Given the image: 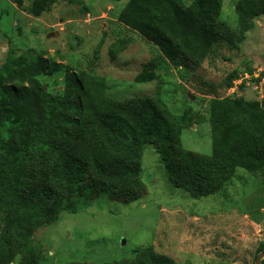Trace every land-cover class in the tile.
Returning <instances> with one entry per match:
<instances>
[{
  "label": "rangeland",
  "instance_id": "obj_1",
  "mask_svg": "<svg viewBox=\"0 0 264 264\" xmlns=\"http://www.w3.org/2000/svg\"><path fill=\"white\" fill-rule=\"evenodd\" d=\"M39 1L0 0V67L9 54H30L49 65L96 73L111 98H149L175 119L187 115L190 123L180 131L181 143L207 155L212 154L211 100H264V14L253 19L238 45L216 41L199 64L178 65L120 20L130 0H54L50 8L34 12ZM175 1L187 7L193 0ZM238 1L222 0L219 19L232 30L238 28ZM149 63L156 64L153 79L139 81ZM40 79L54 92L66 86L64 74ZM146 126L149 135H159L157 124ZM140 172V198L77 197L68 200L77 205L76 212L62 210L56 222L36 229L41 264H145L159 255L173 264H255L264 239L262 172L238 168L221 189L195 197L171 183L150 140L141 152ZM5 222L0 211V234ZM21 258L16 255L11 264H21Z\"/></svg>",
  "mask_w": 264,
  "mask_h": 264
},
{
  "label": "trees",
  "instance_id": "obj_2",
  "mask_svg": "<svg viewBox=\"0 0 264 264\" xmlns=\"http://www.w3.org/2000/svg\"><path fill=\"white\" fill-rule=\"evenodd\" d=\"M53 1L40 0L33 11ZM221 8L222 0H193L187 7L175 0H130L120 20L158 45L160 56L178 65L199 64L216 41L241 43L253 19L264 14V0L238 1L236 30L219 19ZM155 66L149 63L138 80L153 79ZM52 74H64L63 90L45 88L40 76ZM209 121L211 155L182 145L187 115L175 119L149 98H111L103 77L91 71L9 54L0 67V211L6 221L0 264H11L18 254L21 264H41L34 232L56 222L62 210L76 212L68 200L103 194L140 198V157L148 140L161 153L171 183L195 197L221 189L238 168L264 175V100L213 99ZM148 123L157 124L158 136L148 134ZM171 261L159 255L145 264Z\"/></svg>",
  "mask_w": 264,
  "mask_h": 264
},
{
  "label": "water",
  "instance_id": "obj_3",
  "mask_svg": "<svg viewBox=\"0 0 264 264\" xmlns=\"http://www.w3.org/2000/svg\"><path fill=\"white\" fill-rule=\"evenodd\" d=\"M50 35H54V33H50ZM263 76H264V69H263ZM264 258V251H261L259 254H258V257L256 259V262L255 264H261V260Z\"/></svg>",
  "mask_w": 264,
  "mask_h": 264
}]
</instances>
